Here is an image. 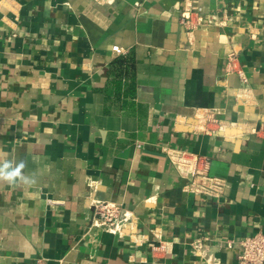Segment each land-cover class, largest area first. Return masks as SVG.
<instances>
[{"label": "crops", "instance_id": "1", "mask_svg": "<svg viewBox=\"0 0 264 264\" xmlns=\"http://www.w3.org/2000/svg\"><path fill=\"white\" fill-rule=\"evenodd\" d=\"M229 123L211 134L199 112ZM209 159L219 195L170 157ZM0 264H246L264 232V0H0ZM133 216L90 225L89 198Z\"/></svg>", "mask_w": 264, "mask_h": 264}, {"label": "built area", "instance_id": "2", "mask_svg": "<svg viewBox=\"0 0 264 264\" xmlns=\"http://www.w3.org/2000/svg\"><path fill=\"white\" fill-rule=\"evenodd\" d=\"M196 128L201 131L218 134L229 127L226 120L219 119L208 110L199 112L196 117ZM179 171L188 178L186 187L197 193L219 195L224 191L227 182L224 178L209 174V159L201 155L192 156L188 151L173 149L170 152ZM93 212L88 218L90 225L102 227L113 233H123L125 227L132 223V213L122 205L108 200L89 198ZM242 249L239 255L246 264H264V232L258 231L241 240Z\"/></svg>", "mask_w": 264, "mask_h": 264}, {"label": "clouds", "instance_id": "3", "mask_svg": "<svg viewBox=\"0 0 264 264\" xmlns=\"http://www.w3.org/2000/svg\"><path fill=\"white\" fill-rule=\"evenodd\" d=\"M26 167L24 161H20L19 163L13 164L11 162H3L0 164V180L6 181L8 183L14 184L18 180L22 181L25 184L34 183L35 181L26 177L22 174V170Z\"/></svg>", "mask_w": 264, "mask_h": 264}]
</instances>
